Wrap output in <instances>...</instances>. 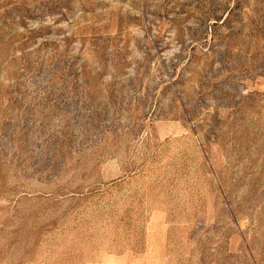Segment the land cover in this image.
<instances>
[{
    "label": "rangeland",
    "instance_id": "374dc122",
    "mask_svg": "<svg viewBox=\"0 0 264 264\" xmlns=\"http://www.w3.org/2000/svg\"><path fill=\"white\" fill-rule=\"evenodd\" d=\"M0 264H264V0H0Z\"/></svg>",
    "mask_w": 264,
    "mask_h": 264
}]
</instances>
